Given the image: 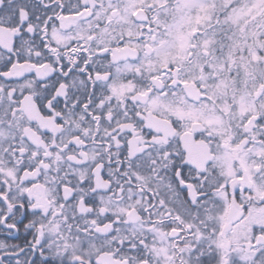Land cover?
<instances>
[{"label":"snow or ice","instance_id":"1","mask_svg":"<svg viewBox=\"0 0 264 264\" xmlns=\"http://www.w3.org/2000/svg\"><path fill=\"white\" fill-rule=\"evenodd\" d=\"M0 264H264V0H0Z\"/></svg>","mask_w":264,"mask_h":264}]
</instances>
